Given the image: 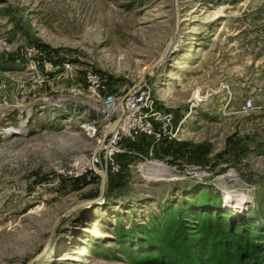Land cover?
I'll return each mask as SVG.
<instances>
[{
    "label": "rangeland",
    "instance_id": "374dc122",
    "mask_svg": "<svg viewBox=\"0 0 264 264\" xmlns=\"http://www.w3.org/2000/svg\"><path fill=\"white\" fill-rule=\"evenodd\" d=\"M90 69L174 137L109 144ZM203 212L264 232V0H0V264H137Z\"/></svg>",
    "mask_w": 264,
    "mask_h": 264
},
{
    "label": "trees",
    "instance_id": "16d2710c",
    "mask_svg": "<svg viewBox=\"0 0 264 264\" xmlns=\"http://www.w3.org/2000/svg\"><path fill=\"white\" fill-rule=\"evenodd\" d=\"M149 248L129 257L137 264H264V232L213 213L197 216L193 230L166 223Z\"/></svg>",
    "mask_w": 264,
    "mask_h": 264
},
{
    "label": "built area",
    "instance_id": "2783aa9c",
    "mask_svg": "<svg viewBox=\"0 0 264 264\" xmlns=\"http://www.w3.org/2000/svg\"><path fill=\"white\" fill-rule=\"evenodd\" d=\"M84 80L87 93L103 119L110 121L115 116L117 118L115 121L117 124L113 129L110 130V123L105 126V129L110 131L109 144H115L123 136L130 139L147 136L152 137L155 141H160L163 136L169 139L174 137V118L157 110V99L146 81L133 86L118 98L109 81L101 73L90 69L85 72ZM253 107V99L247 98L243 108L250 110ZM98 123V120H94L90 124L82 126L85 135H95Z\"/></svg>",
    "mask_w": 264,
    "mask_h": 264
},
{
    "label": "bare ground",
    "instance_id": "6f19581e",
    "mask_svg": "<svg viewBox=\"0 0 264 264\" xmlns=\"http://www.w3.org/2000/svg\"><path fill=\"white\" fill-rule=\"evenodd\" d=\"M148 70V69H147ZM117 123L115 122V123H113L111 126H110V130L111 129H113L114 127H115V125H116ZM98 152V151H97ZM108 156V155H107ZM101 161V160H100ZM107 161V160H106ZM96 169V168H95ZM102 169V168H101ZM104 170H105V168H104ZM98 171V170H97ZM97 173H99L100 175H101V173H102V171L101 172H97ZM104 173V172H103ZM106 176H104V177H101L102 178V190H104V184H105V181H106V178H105ZM104 178V179H103ZM232 178V177H231ZM226 193V192H225ZM226 198L228 199V201L229 202H231V204L232 203H235V202H238V203H246V197H245V195H243V194H239V195H230L228 192L226 193ZM89 203H91V202H89ZM96 203V202H95ZM82 206V205H81ZM76 208V207H75Z\"/></svg>",
    "mask_w": 264,
    "mask_h": 264
},
{
    "label": "crops",
    "instance_id": "0c3cea01",
    "mask_svg": "<svg viewBox=\"0 0 264 264\" xmlns=\"http://www.w3.org/2000/svg\"><path fill=\"white\" fill-rule=\"evenodd\" d=\"M263 92V90H261Z\"/></svg>",
    "mask_w": 264,
    "mask_h": 264
}]
</instances>
